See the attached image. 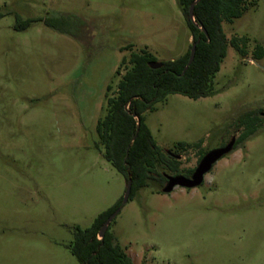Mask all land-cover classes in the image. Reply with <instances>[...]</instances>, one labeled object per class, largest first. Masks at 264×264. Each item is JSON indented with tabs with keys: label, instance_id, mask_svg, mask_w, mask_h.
<instances>
[{
	"label": "rangeland",
	"instance_id": "1",
	"mask_svg": "<svg viewBox=\"0 0 264 264\" xmlns=\"http://www.w3.org/2000/svg\"><path fill=\"white\" fill-rule=\"evenodd\" d=\"M223 27L248 53L230 45L214 94H170L146 124L184 173L238 137L246 113H258L256 132L197 187L135 192L110 224L135 263L264 264V0ZM191 42L177 0H0V264H82L76 227L127 188L98 131L109 97L134 51L174 60Z\"/></svg>",
	"mask_w": 264,
	"mask_h": 264
},
{
	"label": "trees",
	"instance_id": "2",
	"mask_svg": "<svg viewBox=\"0 0 264 264\" xmlns=\"http://www.w3.org/2000/svg\"><path fill=\"white\" fill-rule=\"evenodd\" d=\"M177 1L191 29L189 50L178 59L160 61L163 63L160 68L150 66L151 61L158 59L148 50L134 51L130 59L132 67L120 80L117 93L109 97L107 115L98 124L100 139L105 147L104 157L125 176L127 184L130 179L133 181L130 199L137 190L149 186L152 181L165 186L166 171L160 166L169 168L175 175L189 176L195 171L192 168L184 173L177 154L173 155L158 145L146 124L145 113L156 110L157 103L166 100L170 94H183L194 99L214 94V78L221 70L229 46L232 45L243 56L248 53L247 38L234 36L230 40L223 22H233L241 17L258 0H200L195 6V21L189 15L195 0ZM193 43H197L195 59L184 72ZM254 57H264L263 45H257ZM257 114L249 112L241 116L239 125H245V129L236 140L234 149L256 132V124L260 120ZM179 147L186 149L187 146L180 143ZM123 198L101 213L90 227H76L71 249L80 263L136 264L110 231V226L104 237L99 236L104 223L122 205Z\"/></svg>",
	"mask_w": 264,
	"mask_h": 264
},
{
	"label": "water",
	"instance_id": "3",
	"mask_svg": "<svg viewBox=\"0 0 264 264\" xmlns=\"http://www.w3.org/2000/svg\"><path fill=\"white\" fill-rule=\"evenodd\" d=\"M200 0H195L189 10L190 18L195 21V6ZM201 28L208 34V31L204 26H201ZM196 49H197V43H193L191 48V55L189 58V62L184 70V72L187 70V68L192 64V62L195 59L196 55ZM150 66L152 68H160L163 66V63L160 61H151ZM140 128V121L138 122V129ZM136 136L134 137L135 140ZM236 143V137H233L225 146H222L220 148L213 149L209 152H207L202 159L200 160L199 165L195 169L192 176L188 177L182 174L173 175L165 173V176L167 177V183L163 187V191L166 193L172 192L176 187L181 186L185 188H194L199 185H201L204 182L205 175L211 171L214 167V165L226 154L233 151L234 146ZM172 153V151H170ZM177 158H181L180 155H177ZM132 186L133 181L132 179L129 180L126 188V192L123 198L122 205L107 219V221L102 226L99 236L104 237L106 234L110 224L118 216V214L121 212L122 208L127 204V202L130 199L131 193H132Z\"/></svg>",
	"mask_w": 264,
	"mask_h": 264
},
{
	"label": "flooded vegetation",
	"instance_id": "4",
	"mask_svg": "<svg viewBox=\"0 0 264 264\" xmlns=\"http://www.w3.org/2000/svg\"><path fill=\"white\" fill-rule=\"evenodd\" d=\"M233 137H236V140H237L239 136L237 137L236 135H232L231 139H232ZM231 139H230V140H231ZM226 144H227V143H226ZM226 144H225V145H226ZM225 145H224V146H225ZM172 154H173V155H176L174 152H172ZM177 155H178V154H177ZM177 155H176V156H177ZM179 159H180V158H179ZM201 159H202V158L200 157V159H199V163H200V160H201ZM199 163H198V164H199ZM197 166H198V165H197ZM197 166L195 167V169L197 168ZM192 174H193V173H192ZM192 174H190L188 177L192 176ZM162 191H163V190H162Z\"/></svg>",
	"mask_w": 264,
	"mask_h": 264
},
{
	"label": "crops",
	"instance_id": "5",
	"mask_svg": "<svg viewBox=\"0 0 264 264\" xmlns=\"http://www.w3.org/2000/svg\"><path fill=\"white\" fill-rule=\"evenodd\" d=\"M136 264H138V263H136Z\"/></svg>",
	"mask_w": 264,
	"mask_h": 264
}]
</instances>
